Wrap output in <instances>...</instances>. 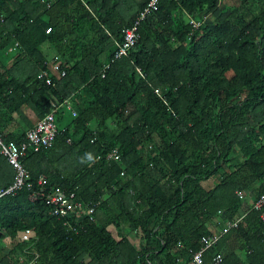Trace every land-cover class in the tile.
Wrapping results in <instances>:
<instances>
[{"label": "trees", "instance_id": "16d2710c", "mask_svg": "<svg viewBox=\"0 0 264 264\" xmlns=\"http://www.w3.org/2000/svg\"><path fill=\"white\" fill-rule=\"evenodd\" d=\"M147 1L0 0V136L18 146L64 99L75 111L50 148L22 156L24 184L0 194V240L12 241L0 263H192L218 236L205 261L264 264V203L247 212L238 197L264 194V0H160L138 20ZM14 177L0 155V192ZM55 185L79 210L50 214L40 193ZM26 228L34 240L16 239Z\"/></svg>", "mask_w": 264, "mask_h": 264}, {"label": "built area", "instance_id": "2783aa9c", "mask_svg": "<svg viewBox=\"0 0 264 264\" xmlns=\"http://www.w3.org/2000/svg\"><path fill=\"white\" fill-rule=\"evenodd\" d=\"M158 0H149L147 5L142 9L139 13L138 20L143 19L149 12L153 11L157 7ZM137 23V22H136ZM196 25V23H195ZM134 25L130 29L124 30V41L121 46L120 52L118 54L124 53L126 49H128L136 40ZM53 69L58 70V63L53 64ZM45 74V72H43ZM50 80L47 79L46 82ZM53 110L45 114L41 119L36 122V125L30 129L27 133L26 142H22L17 146L14 142L4 143L0 140V154L6 156L8 162L15 168L16 170V178L11 186H9L6 190L1 191L2 193H8L13 189H17L24 184L25 178L27 176V171L24 170L21 166L20 160L21 157L25 154L27 150H40L42 148H47L51 145L53 139L56 136L57 130L54 124V115ZM111 155H116L115 150L111 153ZM45 180L43 175H39L37 178V184H44ZM27 183V182H26ZM27 186L30 183L26 184ZM40 197L45 201V204L49 207V212L52 215L57 216H65L70 214L75 209L79 210L80 201L74 198V194L72 192L65 191L60 186L55 185L47 188L44 191H41ZM239 198H243V193H238ZM264 203V195L260 196L259 199L255 200L252 208H259ZM93 208H88L85 211V214H91ZM92 219V218H91ZM260 220L264 222V211L260 214ZM236 221L229 224L228 227L235 225ZM33 231L29 228L24 229V231L20 234L19 238L21 240H30L31 237H34ZM218 236L206 237L202 238L203 245L199 250L189 251V258L192 264H219L221 261V257L218 253H211V258L208 261H205L203 255L205 251H208Z\"/></svg>", "mask_w": 264, "mask_h": 264}, {"label": "clouds", "instance_id": "9594fccd", "mask_svg": "<svg viewBox=\"0 0 264 264\" xmlns=\"http://www.w3.org/2000/svg\"><path fill=\"white\" fill-rule=\"evenodd\" d=\"M159 1H160V0L157 1V6H158ZM148 2H149V0L147 1V3H148ZM147 3H146V5H147ZM146 5H145V6H146ZM145 6H144V7H145ZM144 7H143V8H144ZM156 9H157V7H156ZM156 9H155V10H156ZM155 10H153V11H155ZM141 11H142V10H141ZM141 11H140V12H141ZM140 12H139V13H140ZM151 12H152V11H151ZM149 13H150V12H149ZM149 13H148V14H149ZM138 16H139V14H138ZM188 22H189L194 28H197V27L201 24L202 21H201V20H196V19L190 17L189 20H188ZM195 23H196V25H195ZM134 25H136V23H134L131 27H125V28H122V30H121V33H122V43H121V45L117 48V50L114 52V54H115L116 57H118V56L124 54V53H125V52H126V51H127V50H128L133 44H134V43H135V42H134V43H133L128 49H126L124 53L118 54V53L120 52L121 46H122L123 41H124V30H125V29H130V28H132ZM49 29H50V28L47 27V28L45 29V32L48 33V32H49ZM135 31H136V27H135ZM135 41H136V40H135ZM57 58H58V57H57ZM57 63H58V66H59V69H58V70H54V69H53V65H51V64H49V63H48V66H49V70L52 71V72H54V74H56L55 79H61L62 77L65 76V72H66V71L61 67V60H60L59 58H58V60H57ZM107 66H108L107 63H104V64H103V68H106ZM43 72H44V71H40V73H39V77H41V78L43 77V78L45 79V82L47 81V79H49V80L51 81L52 78L49 77L46 73L43 74ZM50 81H49V82H46V83H50ZM62 104L67 105L69 111H70L73 115L75 114V111H74L73 109H71V99H70V98H66V99L63 100L62 103H58V104H57V107H55L54 109H52L53 112H54L53 115H55V114L58 112V108H60V105H62ZM56 110H57V111H56ZM50 111H51V110H50ZM50 111H49V112H50ZM47 113H48V112H47ZM47 113H46V114H47ZM44 115H45V114H44ZM44 115H43V116H44ZM41 118H42V117H41ZM41 118H40V119H41ZM37 121H38V120H37ZM37 121H36V122H37ZM36 122L33 124V126L31 127V129L36 125ZM54 124H55V123H54ZM55 128H56V130H57V133H56V136H57V135H59V133H58V130H59V129L57 128L56 124H55ZM56 136H55V137H56ZM54 139H55V138H54ZM54 139H53V141H54ZM0 140H1L2 142H4V143L13 142V141H4L3 138H2L1 136H0ZM53 141H52V143H53ZM52 143H51V145H50L49 147H47V148H42V149H40V151H41V150H45V149L50 148V147L52 146ZM31 151H33V150H31ZM112 152H113V151H112ZM112 152H111V153H112ZM111 153L108 154L109 158L116 157V155H111ZM0 155L6 158V156H4V155H2V154H0ZM6 159H7V158H6ZM21 159H22V157H21ZM7 161H8V159H7ZM8 163H9V162H8ZM20 163H21V160H20ZM9 164H10V163H9ZM10 165H11V164H10ZM11 166H12V165H11ZM21 166H22V163H21ZM12 167H13V166H12ZM13 168H14V167H13ZM22 168H23V166H22ZM23 169H24V168H23ZM14 170H15V168H14ZM24 170H26V169H24ZM26 171H27V170H26ZM27 175H28V171H27ZM39 175H43V174L40 173ZM39 175H38V176H39ZM38 176H37V178H38ZM43 177H44V176H43ZM14 178H16V170H15V177H14ZM14 181H15V180H14ZM14 181H13V182H14ZM13 182H12V184H13ZM12 184H11V185H12ZM30 184H31V186L33 185L32 182H30ZM36 184H37V179H36ZM11 185H10V186H11ZM37 185H38V184H37ZM7 188H8V187H7ZM7 188H6V189H7ZM61 188H62V187H61ZM6 189H5V190H6ZM62 189H63V188H62ZM2 191H4V190H2ZM65 191H66V190H65ZM240 192H242V191H240ZM5 193H6V192H5ZM238 193H239V192H238ZM242 193H243V198H239V199H242V200L247 201V205H248V206H247V207H248L247 212H248L249 209H250V207L253 205V203H254L255 200H254V198H253L252 196H250L249 194L247 195L245 192H242ZM263 195H264V194H263ZM261 196H262V195H261ZM245 213H246V212H245ZM245 213H243L242 215H244ZM70 214H71V213H70ZM240 218H241V217L238 216L233 222H235V221H236V222L239 221ZM233 222H232V223H233ZM229 224H231V223H228L227 226L225 227V229H229V228H230V227H228ZM235 224H236V223H235ZM233 226H234V225H233ZM231 227H232V226H231ZM31 230H32V229H31ZM23 231H24V230H23ZM32 231H33V230H32ZM20 234H21V233H20ZM20 234L17 235V238H16V239H18L19 241H31V240H34V237H31L30 240H21V239L19 238ZM30 245H31V244H30ZM202 245H203V244H202ZM201 247H202V246H201ZM201 247H200V248H201ZM200 248H199V249H200ZM199 249H198V250H199ZM205 252H207V251H205ZM203 258H204V255H203ZM210 258H211V255L209 256V258H208L206 261L210 260ZM0 264H2V263H0ZM19 264H32V263H30V262H29V263H22V262H20Z\"/></svg>", "mask_w": 264, "mask_h": 264}, {"label": "rangeland", "instance_id": "374dc122", "mask_svg": "<svg viewBox=\"0 0 264 264\" xmlns=\"http://www.w3.org/2000/svg\"><path fill=\"white\" fill-rule=\"evenodd\" d=\"M221 1L230 5L228 0H221ZM56 117L58 118L55 120V124L58 129H62L66 127L67 124L72 120L68 106L65 104L60 105V108H58V112L56 113ZM203 185L204 187L211 186L212 185L211 179L205 180L203 182ZM110 231L113 232V235L116 234L113 230H110ZM135 240H137V238L133 237L132 241H135Z\"/></svg>", "mask_w": 264, "mask_h": 264}, {"label": "crops", "instance_id": "0c3cea01", "mask_svg": "<svg viewBox=\"0 0 264 264\" xmlns=\"http://www.w3.org/2000/svg\"><path fill=\"white\" fill-rule=\"evenodd\" d=\"M65 156H67V155H65ZM14 169V168H13ZM130 241L132 242V243H135V244H137L138 243V239L137 240H135V241H132V239H130ZM0 243L5 247L4 248V251L7 253L8 251H9V248L11 247L10 246V244H12V241H11V239L8 237V236H5L2 240H0ZM16 256H15V258H18L20 261L24 258V256H23V252L21 251V252H19V253H17V254H15ZM177 264H192V263H186V261H184V259L183 258H180L178 261H177Z\"/></svg>", "mask_w": 264, "mask_h": 264}]
</instances>
